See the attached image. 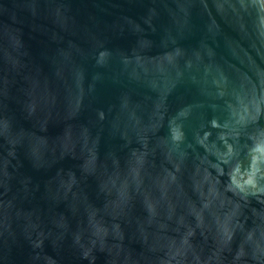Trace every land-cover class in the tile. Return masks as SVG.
<instances>
[{
  "label": "water",
  "instance_id": "1",
  "mask_svg": "<svg viewBox=\"0 0 264 264\" xmlns=\"http://www.w3.org/2000/svg\"><path fill=\"white\" fill-rule=\"evenodd\" d=\"M0 264H264V0H0Z\"/></svg>",
  "mask_w": 264,
  "mask_h": 264
}]
</instances>
